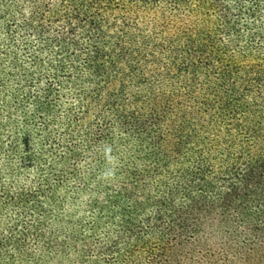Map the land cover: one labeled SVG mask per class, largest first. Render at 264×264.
<instances>
[{
  "label": "trees",
  "instance_id": "16d2710c",
  "mask_svg": "<svg viewBox=\"0 0 264 264\" xmlns=\"http://www.w3.org/2000/svg\"><path fill=\"white\" fill-rule=\"evenodd\" d=\"M0 264H264V0H0Z\"/></svg>",
  "mask_w": 264,
  "mask_h": 264
}]
</instances>
